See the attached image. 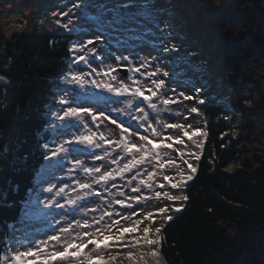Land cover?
<instances>
[{"label":"snow or ice","instance_id":"1","mask_svg":"<svg viewBox=\"0 0 264 264\" xmlns=\"http://www.w3.org/2000/svg\"><path fill=\"white\" fill-rule=\"evenodd\" d=\"M87 7L89 5L83 3V0L80 2L72 0V5L67 11L53 13L58 17L56 21L58 27L71 33L79 26L82 36L70 46L71 64L69 71L64 74L65 84L68 87L57 102L60 110L55 114V120L59 124H51L50 127L53 131L59 126L73 128L76 131L72 132L67 139H62L63 134H61V137L41 145L44 149L42 155L44 160L54 159L59 169L61 171L66 169L67 175L72 179L81 174L88 178V182L75 179V183L85 191V195L80 196L78 193L76 199L66 198L69 183L62 178L56 183L49 182V187L43 190L46 196L41 203L53 213L52 223L55 227L52 233L48 234L45 240L35 242V246L22 251L13 250L10 256L0 258L6 260L7 264H24L25 258L36 260L41 254L40 247L43 246L47 250L46 246L49 243L62 249L51 253L53 257H58L61 261L75 260L80 264H114L117 259L122 258V254L129 247H141L149 251L139 254L128 251L126 259L133 264H148L149 259L153 264H159L158 245L162 247L164 241L152 238L153 230L147 226L143 227V235H140V226L145 222L155 223L157 216H162L166 222H172L173 217L167 214L169 211L167 205L145 213L141 202L142 194L152 192L153 187L157 186L159 190L154 192L157 200L165 199L175 203L181 199L185 201L189 199L187 195L180 197L164 189L168 187L171 190L186 192L197 169L184 160L188 170L187 175L179 171L176 177L167 174L161 176V172L176 166V160L162 159L159 150H177L179 146L185 145V138L187 141H192L196 137H206L207 133L199 127L192 130L189 123L193 114H200L199 105L207 102L206 99L201 98L203 88H194L188 92L178 85L173 86L175 82L166 69L172 62L173 54H178L181 48L170 39L171 33L166 30H161L163 39L159 40L160 46L155 49V55L152 52L141 55L143 49L137 51L134 42L132 47L124 48L127 55L124 52L119 54L108 52V43L113 39L118 47L129 43L122 39V35L131 34L134 31L131 22L140 25L143 19L142 14L130 13L129 9L147 10L154 7L148 0H119L111 8L100 5L103 12L99 16L90 18L85 17L82 11V8ZM78 10L79 15H77ZM60 17H67V22H62ZM89 20L97 25L95 31L89 24ZM144 31L146 34H151L150 30ZM85 36L88 38L84 39ZM197 54L192 51L187 53L189 56ZM109 60L112 63H108ZM0 71L6 72L7 69H0ZM126 73L134 75L129 76ZM104 77L108 79L104 80ZM0 81H4V87L7 86L8 82L4 76H0ZM90 88L123 97V100L119 102L125 104L124 108L110 106L117 101H105L103 106L81 103V95L86 96ZM186 101H192L193 106L187 108ZM182 108L187 115L178 111ZM133 109L135 112L132 111ZM124 113L131 118L128 124H125L124 120L116 119L117 115ZM162 114L166 115L171 122L165 123L158 119ZM178 118L183 122L177 123ZM132 121H136L134 127ZM110 126L119 129V133H114L120 137L119 139L112 140L111 137L103 134V131L108 130ZM88 127L100 131L98 139L94 140L93 135L78 134L81 128ZM167 130H179L180 135L173 136ZM130 132L136 134L140 144L123 140V137L128 136ZM102 144L114 149L118 147V150L108 152L107 147L102 148ZM76 145L80 146V154H87L91 158L93 166H88L87 160L73 155ZM195 146L202 149L204 146L202 139ZM101 152L104 154L101 155ZM177 155L181 159L186 155L189 157L194 155L196 160H200V155L192 152L177 151ZM96 162L99 164L97 165ZM110 165L118 166L113 168ZM157 179H162L166 183L156 185ZM120 187H127L129 191L121 192L114 202L102 201V197L110 188ZM90 197H95V200L89 202L98 205L91 209L93 216L90 219L68 218L64 211L66 205L81 206L78 205V201H88ZM62 200L64 203L61 202ZM113 203L114 210L110 208ZM83 206L86 207L87 204ZM57 209L61 210L59 218L55 214ZM175 211L180 212L181 209L176 208ZM97 212L100 213L99 216L95 215ZM129 220L131 222L124 226ZM163 231L159 227L155 229L157 235H161ZM74 232L75 237L68 239ZM126 237L133 238L129 241L125 239ZM113 245L116 246L117 252L109 255L106 250ZM89 246L97 248L98 252H104L105 255L93 253L85 259V253L81 252V249L86 250ZM36 264H53V262L44 259L36 260Z\"/></svg>","mask_w":264,"mask_h":264},{"label":"trees","instance_id":"2","mask_svg":"<svg viewBox=\"0 0 264 264\" xmlns=\"http://www.w3.org/2000/svg\"><path fill=\"white\" fill-rule=\"evenodd\" d=\"M224 65L235 116L205 107L206 139L189 197L160 235L165 264H264V0L220 11ZM74 33L0 35V258L45 164L50 108L68 70ZM223 83V84H224ZM258 100L252 114L245 104ZM237 130V134L234 131ZM3 264V259H0Z\"/></svg>","mask_w":264,"mask_h":264},{"label":"rangeland","instance_id":"3","mask_svg":"<svg viewBox=\"0 0 264 264\" xmlns=\"http://www.w3.org/2000/svg\"><path fill=\"white\" fill-rule=\"evenodd\" d=\"M230 0H148L150 5L154 7L147 10L144 9H129L130 13L133 14H142L143 19L140 25H136L134 22H131V27L134 31L131 34L125 33L122 35V39L129 41V43L124 44L123 47H118L115 40L113 39L108 43L107 49L108 52H113L119 54L124 52L125 47H132L133 42L137 51L143 49L141 55H146L148 52H152L153 55L156 54L155 49L158 48L159 40L163 39L161 36V30H166L171 33L170 39L180 45V52L174 53L172 62L168 65L166 70L169 71L171 79L175 82L173 86H179L181 89L191 92L194 88H203V93L201 98L206 99V104L199 105L200 114H193V118L190 119L189 123L191 124V129L200 128L203 132L206 133V119L204 115L205 107L208 104L216 103L222 105L225 110V116L228 120L235 116V110L231 102V91L225 86V83L222 82V73L224 65V51H223V34L221 31L220 25V15L219 11L222 6H225ZM80 2V0H77ZM119 0H83V3L88 4L89 7L82 8V11L85 14V17H96L99 16L103 9L100 5H107L109 8L118 3ZM72 5V0H0V35H4L9 38L13 33L18 31H40V32H49V33H68L62 27H58L56 21L57 16H54L53 13H60L61 11H67ZM79 15V10L77 12ZM112 15V13H109ZM62 22H67V17H60ZM74 19V17H73ZM89 24L92 26L95 31L97 25L89 20ZM144 30H150L151 34H146ZM76 38L71 45L76 43L78 39L81 38L82 34L80 32L79 26L74 32ZM91 35V33H90ZM138 37H141L138 39ZM87 39L88 37H83ZM70 45V46H71ZM198 53L195 56L187 55L188 52ZM127 55V52H124ZM72 55V54H71ZM72 59V57H71ZM108 63H112L111 60ZM71 64V60H70ZM70 66V65H69ZM82 66V65H81ZM135 66V65H133ZM69 71V68L66 72ZM65 72V73H66ZM64 73V74H65ZM129 76H133V73H128ZM107 77H104V80H107ZM141 82H143L141 80ZM126 83H131V81H126ZM224 83V84H223ZM68 86L65 84L64 76L60 80V87L57 93V98L50 108V122L48 129L51 134V139H56L61 137L62 139L69 138L72 132H75L76 129L68 128L64 126H59L55 131L50 127L51 124H59L55 120V114L59 112L60 106L57 103L61 98L63 91ZM135 87V85H133ZM123 97H116L114 94L101 91L99 89H89L88 94L81 95L80 102L84 104H92L97 106H103L105 101H117L116 104L111 105L113 107L124 108L125 104L120 103ZM159 105V101H157ZM258 100L247 102L245 108L247 109L248 114H252L256 109ZM185 105L187 108L193 106L192 101H186ZM143 106V105H142ZM135 112V110H132ZM147 111V109H146ZM178 111L184 112L187 115L185 109H179ZM138 114V113H137ZM115 115V114H114ZM117 121L124 120L125 124L129 123L131 119L127 113L116 116ZM158 119L163 120L165 123L171 122L166 115H161ZM177 123H182L183 121L179 118L176 120ZM136 121H132L133 127L135 126ZM150 123H152L150 121ZM159 131V129H158ZM173 136L180 135L179 130H167ZM114 133H119V129H116L115 126H110L108 130L103 131V134L106 137H111L112 140H117L120 137ZM237 134V130L234 131ZM80 135H93L94 140L99 138L100 131L95 128H81L79 130ZM202 139L203 145H205L206 137L200 138L196 137L192 141H187L185 145L179 146L177 150L169 149H160V157L164 160L174 159L176 160V166L170 169H167L166 172H161L160 175L167 174L173 177L177 176L179 171H183L185 175L188 174L187 166L184 163V160H187L198 169L200 160H196L195 156H185L181 159L177 155V151H183L185 153H195L202 156L204 149L196 147L198 141ZM123 140L127 142L131 140L133 143L140 144L138 137L135 133L130 132L128 136H124ZM49 141V142H50ZM79 145L74 146L73 155L78 156L82 160L88 161V166H93V162L87 154L79 153ZM107 147V145L102 144V148ZM108 152H114L118 150L117 148L107 147ZM99 151V150H98ZM101 155L104 153L101 152ZM98 165L99 162H96ZM118 165H110V167H117ZM151 170V169H150ZM196 174V173H195ZM193 174V177L195 176ZM63 179L65 182L69 183V188L66 189V198L76 199L77 194L80 196L85 195V191L81 190L78 185L75 183V179H81L82 182H88V178L81 174L80 176L75 177V179L70 178L67 175V170L61 171L56 164V161H46L41 170L38 173V182L35 186V189L32 193V197L26 205L24 210L21 223L17 224L14 228V232L9 240L7 253L5 256H10L13 250L22 251L26 250L30 246H35V242L42 241L46 239L48 234L52 233L55 225L52 223V215L48 209L45 208L44 204L41 201L44 200L46 193L44 189L49 187V182L56 183L58 179ZM146 178V177H145ZM160 183H166L162 179H157L156 185ZM103 187V186H101ZM159 190L157 186L153 187L152 192H147L142 194V204L143 211L153 212L157 207L168 206L169 211L167 214L171 215L173 218L177 216L179 212H176V208H180L181 211L185 206V200L181 199L173 203L165 199L157 200L154 196V192ZM127 187L120 188H110L102 197V201L112 200L114 202L115 198L119 196L121 192H128ZM164 191H169L173 195L183 197L185 195L184 191L171 190L168 187H165ZM131 194V193H129ZM95 200V197H90L88 201H78V205H66L65 213L68 218H75L76 220H82L83 218H91L93 213L91 209L97 207V203H91L89 201ZM64 203V200L61 201ZM87 204L86 207L83 205ZM114 210V203L110 206ZM61 210H56L57 218H59V213ZM180 211V212H181ZM96 216H99L100 213H95ZM125 222L124 226L127 223ZM168 222L162 216H157L155 218V223L145 222L142 224L140 235H143L142 229L147 226L152 228V238L161 239L160 235H157L155 229L157 227L162 228ZM103 227V226H102ZM79 231V230H77ZM76 233H73L72 237L74 238ZM133 237H126V240H131ZM67 242V241H65ZM47 250L43 246L40 247V255L36 260L48 259L53 262V264H80L79 261H61L58 257H53L51 253L53 251L62 250L57 248L52 243H49ZM158 250L160 252L159 264H165L164 259L161 255L160 246L158 245ZM109 255H114L117 252V248L113 245L111 248L106 250ZM132 251L137 254L141 252H147L149 249L141 247H129L123 254L121 259H117L114 264H133L132 261L126 259L127 252ZM81 252L85 253V259L87 256L93 253H98L99 255H105L104 252H98L97 248L87 247V249H81ZM107 259V257H105ZM36 260L25 258L24 264H36ZM3 264H7L6 260H3ZM148 264H153L149 259Z\"/></svg>","mask_w":264,"mask_h":264},{"label":"water","instance_id":"4","mask_svg":"<svg viewBox=\"0 0 264 264\" xmlns=\"http://www.w3.org/2000/svg\"><path fill=\"white\" fill-rule=\"evenodd\" d=\"M122 75H125V73H121ZM126 75H128V73H126Z\"/></svg>","mask_w":264,"mask_h":264}]
</instances>
